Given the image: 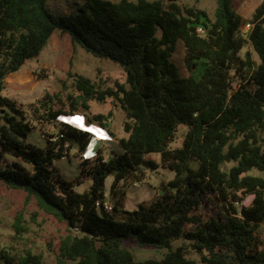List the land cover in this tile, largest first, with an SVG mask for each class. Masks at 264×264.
I'll return each mask as SVG.
<instances>
[{"label": "trees", "instance_id": "1", "mask_svg": "<svg viewBox=\"0 0 264 264\" xmlns=\"http://www.w3.org/2000/svg\"><path fill=\"white\" fill-rule=\"evenodd\" d=\"M46 1L0 0V182L23 190L66 224L56 264H197L190 251L204 264H264V0L247 19L233 0H215L212 17L175 0H82L60 15ZM245 23L251 25L247 34ZM55 31L125 72L116 88L76 73L75 95L45 92L30 105L31 117L48 123L107 97L124 111L127 136L106 158L99 150L84 159L74 180L62 179L53 162L71 147L82 153L91 134L62 122L42 133V145L31 143L30 121L2 94L5 77L37 57ZM177 40L189 68L202 61L199 78L180 75L172 59ZM92 118L105 127L107 115ZM180 125L186 126L181 146L171 148ZM151 152L160 154L173 178L154 200L116 220L120 204H103L105 179L113 174V186L126 178L140 181L144 166H156L145 157ZM87 177L89 189L75 191ZM241 192L252 200L237 207ZM206 200L218 211L204 218L198 210ZM129 238L166 252L160 259H136L123 246ZM175 240L182 243L174 246ZM41 263L31 250L11 255L0 249V264Z\"/></svg>", "mask_w": 264, "mask_h": 264}, {"label": "rangeland", "instance_id": "2", "mask_svg": "<svg viewBox=\"0 0 264 264\" xmlns=\"http://www.w3.org/2000/svg\"><path fill=\"white\" fill-rule=\"evenodd\" d=\"M167 2L168 0H164ZM181 6H192L203 10L208 17L213 16L215 0H175ZM237 12L248 17V5L256 6L260 0H233ZM82 0H47V7L57 15L75 10ZM248 4V5H247ZM173 61L177 64L181 76L192 75L199 78L203 71V63L199 61L189 68L184 60V48L181 40H177L175 51L172 54ZM82 74L89 77L101 88H116L117 84L125 82V72L122 68L108 58L96 57L84 51L80 46L74 45L65 33L55 31L37 57L27 59L21 67L8 74L4 80L2 94L13 100L23 110L32 129L27 140L36 145H42L44 140L42 133H52L61 127L62 122L88 131L91 140L86 149L80 153L76 147L69 149L68 156L55 160L58 175L65 180H74L80 171L84 159L92 160L101 150L104 158L117 148V141L126 137L123 129L125 118L124 111L117 100L107 97L102 102L91 101L88 110L78 109L77 113L60 118L50 123L38 122L31 117V106L35 105L45 92H58L63 98L67 95H75L73 88V75ZM95 114L107 115L102 127L98 121L93 120ZM186 126L180 125L175 140L170 147L181 146ZM262 137L264 138V132ZM264 144V142H263ZM146 158L155 161V167L144 166L143 177L140 181L130 178L122 179L113 186L114 176L109 174L103 185L104 199L109 209L114 204L117 210L114 212L116 220H124L125 213L136 209L141 203H149L155 199L162 185L173 178L174 173L163 168L160 164V154L147 153ZM249 174H259V171L251 169ZM92 179L87 177L81 183L73 186L77 192L88 190ZM241 198L236 206L246 205L251 202L252 194L241 192ZM218 204L206 200L198 210L204 218L215 214ZM20 228H15V223ZM67 227L62 221L42 211L35 200L26 198V193L17 188H11L0 182V249H6L11 255H17L24 250H31L41 255V264H56L58 245L60 239L66 234ZM264 234V228L262 229ZM182 240L173 241V245L181 244ZM123 246L130 249L136 259H160L166 249H158L152 246H138L131 238L123 241ZM190 258L199 261L198 255L190 251ZM66 264H78L68 261Z\"/></svg>", "mask_w": 264, "mask_h": 264}, {"label": "built area", "instance_id": "3", "mask_svg": "<svg viewBox=\"0 0 264 264\" xmlns=\"http://www.w3.org/2000/svg\"><path fill=\"white\" fill-rule=\"evenodd\" d=\"M250 27H251L250 23H245V24L242 26V28H241L242 33L247 34V32H248V30H249ZM197 32H198L199 34H203V33H204V30H203L202 27H197ZM103 204H104V207H105L106 209L109 208V205L107 204L106 201H105Z\"/></svg>", "mask_w": 264, "mask_h": 264}, {"label": "crops", "instance_id": "4", "mask_svg": "<svg viewBox=\"0 0 264 264\" xmlns=\"http://www.w3.org/2000/svg\"><path fill=\"white\" fill-rule=\"evenodd\" d=\"M261 1V0H260ZM245 2H246V0H244L243 1V4H245ZM260 2H258L257 4H256V6L259 4ZM248 5V4H247ZM256 6H250V5H248V17L251 15V13H252V11L254 10V8L256 7ZM240 15H241V13H239ZM242 16V15H241ZM243 18H245V19H247L248 17H246V16H242ZM244 25V24H243ZM242 25V26H243Z\"/></svg>", "mask_w": 264, "mask_h": 264}, {"label": "water", "instance_id": "5", "mask_svg": "<svg viewBox=\"0 0 264 264\" xmlns=\"http://www.w3.org/2000/svg\"><path fill=\"white\" fill-rule=\"evenodd\" d=\"M162 192V191H161Z\"/></svg>", "mask_w": 264, "mask_h": 264}]
</instances>
